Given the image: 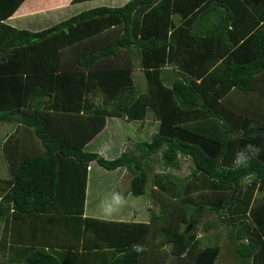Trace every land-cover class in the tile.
Segmentation results:
<instances>
[{
  "label": "trees",
  "instance_id": "obj_1",
  "mask_svg": "<svg viewBox=\"0 0 264 264\" xmlns=\"http://www.w3.org/2000/svg\"><path fill=\"white\" fill-rule=\"evenodd\" d=\"M24 1L0 0V124L22 133L3 145L0 220L33 216L46 228L27 243L3 230L7 263L66 264L61 253L81 244L98 264H216L224 248L235 264H264V13L245 22L239 9L251 0H129L36 33L6 23ZM210 6L225 9L217 32L195 33ZM149 112L158 121L150 141L112 160L85 150L108 118ZM247 144L261 151L234 170ZM185 158L183 178L175 171ZM91 162L125 167L130 194H149L159 212L149 223L84 217ZM156 163L163 171L151 176Z\"/></svg>",
  "mask_w": 264,
  "mask_h": 264
},
{
  "label": "crops",
  "instance_id": "obj_2",
  "mask_svg": "<svg viewBox=\"0 0 264 264\" xmlns=\"http://www.w3.org/2000/svg\"><path fill=\"white\" fill-rule=\"evenodd\" d=\"M128 2L129 0H89L80 3H74L73 0H25L23 4L19 7V9L15 12V14L11 16L8 20H6V23L18 29H24L37 33L49 29V27H46V25L49 23L53 22V24H55V23L63 22L79 14L80 12L82 13L84 11L92 10L99 7H110V8L122 7ZM251 3H252L251 6L245 4L244 6H241L239 9V13L241 14V16L246 17L245 22H249L248 20L249 18H251V16H254V18L257 19L258 14L264 13V0H251ZM72 8H75L74 10H76V12L71 14L70 17L66 16L65 12ZM221 12H225V9L223 7L220 8H218L217 6L206 7L204 12L200 16H198L197 19L193 20L192 22L194 24L192 25L194 27L193 31L195 32V30H197V32L195 33H198L199 31L203 35L204 34L207 35L208 33L211 32H217L216 29L219 23L215 17L220 15ZM175 20L178 22L183 19L181 17H176ZM166 69L170 70L169 66L166 67ZM169 76L173 77L172 74ZM134 79L138 90L146 92L148 88L147 80L141 68H137L134 71ZM117 120H121L124 123H128L127 126L133 123V122H128L126 119L123 118H116V117L108 118L105 129L86 146L85 150L87 149L88 146L93 144L95 140L100 138V136H102L105 133L110 121L117 122ZM134 122H141L140 123L141 125L140 124L139 125H140V129L141 128L143 129L142 130L143 132L141 133L140 131V133L146 135V137H148L149 139L148 141L151 140L153 134L158 132V121L155 120L154 114L152 112H149L145 121H134ZM7 124L8 123L0 124V174L2 175H7V171H8V164L6 162V159H4L3 145L6 142L7 138L10 137L11 134L15 133V129H16V126L11 124H8L11 125L10 127H6ZM156 125H157V131L155 132ZM115 128L117 129L116 126ZM115 128L113 127V130ZM113 130L111 128L109 129V135L113 133ZM14 135H19L17 139H22L21 132L17 131ZM128 146L129 145L126 141V138L119 137L115 144H111L108 141H105L103 144L96 145V147L94 148L95 150L93 152L100 154V152L103 151L107 155L106 159L112 160L118 158L124 151L128 150ZM186 161L189 162V166L191 167L192 165L191 160L185 158L182 160L181 169L175 171V174H177L179 171L183 169ZM152 166L154 170H151V176H153L154 173H160L163 171V167L160 166V164L158 163H156L155 165L152 164ZM158 167H162V171H159ZM114 175H117V178L112 179ZM131 181H132V174L125 167H120L115 170H107L99 166L96 162H91L88 171V185L86 191V205H85L84 217L95 220H105V221L149 223L151 221V214H145L144 212L142 213L139 208L133 206H130L129 209L121 210L118 214H116L111 218H105L100 213L99 204L101 200L109 196L113 191H120L124 193L127 199L131 201V196H132V194H130ZM150 191L151 188H149V192ZM150 200L151 202L148 205V210L159 212V205H157L159 203H156L155 200L152 198H150ZM207 216L204 218L202 224L208 221ZM38 220H39L38 217L27 216V215L17 217L16 219L13 220L10 219L8 222H4V223L0 220V241L3 235L2 230L8 229V234L10 235L9 236L10 238H12L15 241L16 239H19L18 241H24V243H27L28 240L35 238L32 235L33 231L36 230L40 232L39 234H42L43 230L46 228V226L43 224H41V226H38L36 228L35 226L38 225ZM199 234L200 236H202L203 234L201 228H199ZM14 235L16 239H14ZM92 238L93 237H89V240H92ZM33 242L36 243V241ZM221 242L225 243L226 241H223L222 239ZM81 247L82 246L80 244L79 250H72L73 252L70 253L62 252L60 256L62 258L63 257L65 258L66 264H98L96 262L93 263L91 261H88V258L92 260V258L89 256L92 255L93 250H89L87 253L85 252L83 253L84 248ZM1 248L2 246L0 243V264H9L7 263V256L1 253ZM75 252L76 253L78 252L80 256H74ZM225 256H227V258L228 256H231L232 258L231 263H227L226 260H221L222 257ZM146 264H162V260H160L159 263L147 262ZM216 264H235L234 250L228 249L227 252L226 248H224L221 257L218 259Z\"/></svg>",
  "mask_w": 264,
  "mask_h": 264
},
{
  "label": "rangeland",
  "instance_id": "obj_3",
  "mask_svg": "<svg viewBox=\"0 0 264 264\" xmlns=\"http://www.w3.org/2000/svg\"><path fill=\"white\" fill-rule=\"evenodd\" d=\"M74 9L75 8H72V9L66 11L65 12L66 16L70 17L71 14L75 13L76 10H74ZM58 20H61V19H58ZM55 24H58V23H55ZM55 24H53V22H52V23L47 24L46 27L50 28L51 26H53ZM140 123L141 122H133L131 125L127 126L128 123H124L121 120H117V122L110 121L105 133L102 136H100V138L95 140V142L93 144L88 146L86 150L89 152H93L95 150L94 148L96 147V145L103 144L105 141H108L111 144H115L119 137L126 138V141H127L128 145L130 146V147L128 146V148L133 147L132 142L145 141V140L148 141L149 140L148 137H146V135L141 134L143 132L142 131L143 129L142 128L140 129V125H141ZM10 126L11 125H8V124L6 125V127H10ZM115 126L117 127V129L115 128ZM113 127L115 128L114 130H113ZM110 128L113 130V133L111 135H109V129ZM140 131H141V133H140ZM156 131H157V125L155 128V132ZM112 154H113V152H112ZM189 167H190L189 162L186 161L184 164V167H183L184 170L182 169L177 174L180 177H183V178L186 177L189 174ZM158 170L162 171V167H158ZM171 172H173V170H171ZM113 178H117V175H114L112 177V179ZM150 202H151V200H150L149 194L144 195V196H140V197H135L132 195L131 201L128 200L127 205L125 207H123L122 210L129 209L130 206H133V207L139 208L142 213L144 212L145 214H151L150 213L151 211L148 210V205ZM208 217L209 216H207V218ZM2 232H3V230H2ZM231 259H232L231 256H228V258H227V256H225V257H222L221 260H226L227 263H231Z\"/></svg>",
  "mask_w": 264,
  "mask_h": 264
},
{
  "label": "clouds",
  "instance_id": "obj_4",
  "mask_svg": "<svg viewBox=\"0 0 264 264\" xmlns=\"http://www.w3.org/2000/svg\"><path fill=\"white\" fill-rule=\"evenodd\" d=\"M261 149L253 144H247L243 149H240L235 154V158L232 162V167L234 170H239L242 168H248L251 165L252 159L257 157ZM100 155L107 158L105 152H100ZM128 203L127 197L124 193L120 191H113L109 196L101 200L99 204L100 213L105 218H111L118 214L123 207ZM132 250L136 253H142L144 248L142 245L134 244L132 245Z\"/></svg>",
  "mask_w": 264,
  "mask_h": 264
}]
</instances>
